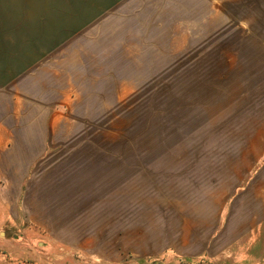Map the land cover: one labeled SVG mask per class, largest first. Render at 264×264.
I'll return each mask as SVG.
<instances>
[{"label": "rangeland", "instance_id": "374dc122", "mask_svg": "<svg viewBox=\"0 0 264 264\" xmlns=\"http://www.w3.org/2000/svg\"><path fill=\"white\" fill-rule=\"evenodd\" d=\"M35 1L56 2L59 93H73L82 139L75 153L58 145L43 156L30 201H0V264H264V225L216 257L161 240L185 185L179 170L220 158L226 143L235 151L264 116V0ZM73 172L90 181L84 201L54 202L53 186ZM70 214L83 217V239L69 235L71 221L50 224Z\"/></svg>", "mask_w": 264, "mask_h": 264}, {"label": "crops", "instance_id": "0c3cea01", "mask_svg": "<svg viewBox=\"0 0 264 264\" xmlns=\"http://www.w3.org/2000/svg\"><path fill=\"white\" fill-rule=\"evenodd\" d=\"M54 7L56 2L52 6L35 0H0V201L5 204L17 203L25 194L30 201L38 188L42 169L37 166L43 156L58 145L65 148L63 154L70 155L74 152L73 140L82 139L73 129L70 107L74 95L68 90L59 93V35ZM257 123L254 132H247V142L243 143L241 137L245 133L235 135L243 144L235 151L231 142L226 143L220 158L215 155L218 153L210 152L209 159H202L204 162L194 157L183 172L179 170L178 178L184 179L185 185H179L177 207L162 216L163 245L188 254L216 257L264 225V116L259 114ZM225 136L226 140L235 138L228 131ZM249 145V150L257 147L256 161L263 160L257 168L242 150ZM76 150L78 154L88 153L84 147ZM89 154L96 153L89 149ZM72 161L73 157L64 158L61 163ZM99 172L97 169L92 175L95 186L102 183ZM85 175L73 172L66 175L71 177L66 178V184L58 182L53 186L57 192L54 202L84 201L82 189L91 188L90 181L86 185ZM55 207L63 212L62 206ZM72 215L65 219L55 215L50 224L71 221L72 231L68 234L75 240L83 239L79 236L83 235L79 230L83 217Z\"/></svg>", "mask_w": 264, "mask_h": 264}]
</instances>
